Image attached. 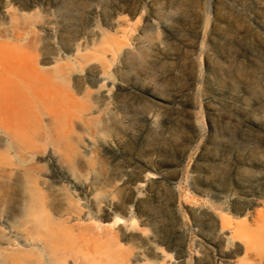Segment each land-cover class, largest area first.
Listing matches in <instances>:
<instances>
[{"label":"rangeland","instance_id":"1","mask_svg":"<svg viewBox=\"0 0 264 264\" xmlns=\"http://www.w3.org/2000/svg\"><path fill=\"white\" fill-rule=\"evenodd\" d=\"M0 46L46 67L89 57L69 85L85 109L86 127L75 128L87 140L82 181L60 173L52 146L38 157L56 197L81 206L70 226L90 224L88 264H253L246 240L264 220V0H0ZM29 106L44 123L63 112L54 91ZM4 235L0 264H15ZM75 253L66 264H82Z\"/></svg>","mask_w":264,"mask_h":264},{"label":"bare ground","instance_id":"2","mask_svg":"<svg viewBox=\"0 0 264 264\" xmlns=\"http://www.w3.org/2000/svg\"><path fill=\"white\" fill-rule=\"evenodd\" d=\"M76 10L70 3L65 7L68 16ZM76 61L63 66L57 60L54 66L46 67L48 62L43 64L35 55L7 56L0 52V231H7L2 238L15 264H26L24 260L33 264H66L74 252L77 262H90L87 245L80 244L91 240L84 229L90 224L70 226L72 216L80 215L81 206L72 194L56 197L60 191L56 178L45 174L42 179L43 169L38 161L45 148L52 146L51 159L56 161L60 173L75 182L82 181V167L88 158L87 140L75 128L86 127L85 109L81 106L79 110L81 101L69 85L76 68L85 67L89 57L77 55ZM89 88L81 85L75 89L77 94L89 96ZM44 90L56 92L63 107L61 117L49 114L45 123L29 106ZM18 190L23 192L22 197H16ZM256 229L249 233L253 235L246 240L245 252L253 264H264V220ZM235 233L245 236L248 232L239 227Z\"/></svg>","mask_w":264,"mask_h":264}]
</instances>
